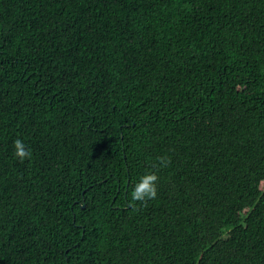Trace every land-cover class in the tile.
I'll use <instances>...</instances> for the list:
<instances>
[{
	"label": "trees",
	"instance_id": "obj_1",
	"mask_svg": "<svg viewBox=\"0 0 264 264\" xmlns=\"http://www.w3.org/2000/svg\"><path fill=\"white\" fill-rule=\"evenodd\" d=\"M0 264H264V0H0Z\"/></svg>",
	"mask_w": 264,
	"mask_h": 264
},
{
	"label": "clouds",
	"instance_id": "obj_2",
	"mask_svg": "<svg viewBox=\"0 0 264 264\" xmlns=\"http://www.w3.org/2000/svg\"><path fill=\"white\" fill-rule=\"evenodd\" d=\"M13 155L19 161H24L30 158L31 150L25 141L17 138L13 141ZM168 160L160 158V164L166 165ZM159 176L155 171H146L132 184L129 192L133 202L145 204L148 201L155 200L158 195Z\"/></svg>",
	"mask_w": 264,
	"mask_h": 264
},
{
	"label": "water",
	"instance_id": "obj_3",
	"mask_svg": "<svg viewBox=\"0 0 264 264\" xmlns=\"http://www.w3.org/2000/svg\"><path fill=\"white\" fill-rule=\"evenodd\" d=\"M82 207H83V205H82Z\"/></svg>",
	"mask_w": 264,
	"mask_h": 264
}]
</instances>
